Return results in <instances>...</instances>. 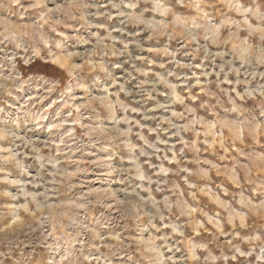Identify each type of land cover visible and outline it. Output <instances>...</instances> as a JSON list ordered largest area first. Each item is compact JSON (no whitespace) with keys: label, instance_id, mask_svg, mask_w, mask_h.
I'll return each mask as SVG.
<instances>
[{"label":"clouds","instance_id":"obj_1","mask_svg":"<svg viewBox=\"0 0 264 264\" xmlns=\"http://www.w3.org/2000/svg\"><path fill=\"white\" fill-rule=\"evenodd\" d=\"M14 2L17 19L0 22V112L15 101L17 112L30 108L35 115L22 135L0 133V141H19L27 150L0 147V161H32L21 170L28 179L0 177L21 186L17 194L0 193L11 201L0 208L12 210L0 218V264L36 242L52 251L49 237L80 252L77 264H264V183L253 179L264 173V0L234 8L209 0L210 10L239 17L219 23L199 22L190 0L164 7L155 0ZM143 34L165 38L150 50L169 57L171 69L165 62L163 72L136 66L144 59L137 55L145 49ZM116 69L124 81H137L134 90ZM219 112L235 114L233 128ZM215 146L218 163L206 179H190L191 154ZM93 148L109 152L91 162L106 168L97 177L106 187L80 178L90 170L85 150ZM116 159L121 167L113 166ZM113 175L125 186L112 187ZM127 207L138 220H151L127 224ZM39 228L42 238L34 235ZM86 242L111 256L85 255ZM70 255H58L57 264Z\"/></svg>","mask_w":264,"mask_h":264},{"label":"rangeland","instance_id":"obj_2","mask_svg":"<svg viewBox=\"0 0 264 264\" xmlns=\"http://www.w3.org/2000/svg\"><path fill=\"white\" fill-rule=\"evenodd\" d=\"M190 2L193 4V6H198V9L200 10L196 15V19L199 22H204L208 20L210 23H219L221 20H231L233 18L239 19L238 16H234L233 12H228L226 14L221 15L215 11L210 10L209 0H190ZM155 3L158 4L160 7H164L168 4V0H155ZM246 3L247 0H224V6H227L229 8H234L236 5L246 6ZM19 11L20 9H18L14 0H0V22H3L4 20H7L9 18L15 21L17 19V15ZM137 11H139V9H137ZM221 12H223V6L221 7ZM154 19H160V17L157 16ZM182 19L189 20L191 19V17H183ZM112 23L115 24L116 22L113 21ZM129 32L135 34V30L132 28L129 29ZM131 38L132 37L130 36L129 39ZM143 38L146 41L145 49L144 51L137 53V55L139 57H143L144 59H137L135 61L136 66L144 67V68H152L155 72H163L164 69L160 68L159 64L161 62L167 63V60L170 58L165 57L162 51L157 52V51H152L150 49L155 47H163L162 44L164 43L165 38H161L157 36L154 37L153 40L149 41L147 40V34H143ZM173 44H175V41H173ZM144 60H155L156 64L155 65L147 64L144 62ZM197 63H199V61H197ZM167 67L171 69L173 65L167 63ZM124 68L128 69L129 65L125 64ZM184 71L186 72L187 70ZM164 74H166V72ZM188 74L190 75V73ZM115 75L118 78H120V82L124 83L128 89L130 90L135 89L137 81L136 80L124 81L123 80L124 71L122 69H116ZM141 79H143V77H141ZM149 79H155V77H149ZM121 98H123V96ZM159 99L163 100L164 98L161 96L159 97ZM13 105L15 106L13 107ZM134 106H138V101L134 102ZM18 107L19 104H17L15 101H9L8 104L4 105V111L0 112V133L9 136L13 133H19L21 135L24 133V131L26 130V125L30 124L31 119L34 118L35 112L30 108L17 112L16 108ZM147 107L151 108L152 102H149V105ZM105 112L109 117L111 116V110L105 109ZM120 115H122V113L117 111V117H119ZM234 115L235 114L219 112V119L226 128H233L235 125ZM14 120L17 121L19 126H17V123H13ZM148 123H151V121H149ZM121 127H123V125H121ZM33 137L36 138L37 134L34 133ZM44 138L45 137L43 136H39V139H44ZM186 138L191 140V134H189L188 137ZM253 145H249V146L251 147ZM0 147L8 148L10 149L11 152H17L21 150L27 151L26 149H23V145L20 144L19 141L14 142L12 139H6L4 141H0ZM47 151H48L47 149H44L45 153H47ZM85 151H86L85 160L89 162L90 170L87 173H81L80 175L81 180L85 181L87 186L93 188L106 187L107 185H102L101 182L97 179V177L102 176L104 174L106 168L103 165H93L91 162L98 159H105L109 155V152L100 150L98 148H93L90 153H87V150ZM213 151H216L217 154L215 155L211 154ZM4 154L7 155L8 153H4ZM185 155H189V154L186 153ZM252 155H255V153H252ZM191 156H192L191 163L187 165L192 169L193 172V175L190 177V179L196 182L203 181L206 179L204 173L207 172L212 167L213 164L218 163V146H215L213 150H209V153H203L199 155L193 153L191 154ZM73 159L79 160L80 153H75L73 155ZM199 159H207L209 162L207 164L198 163ZM112 163L113 166L116 167L122 166L118 159L114 160ZM29 164H32L30 158L21 160L20 157H16L15 160L10 162L0 161V169H3V171H0V177L6 178L7 180H19V181L28 179V177H25L23 175L21 170L25 167H28ZM172 167H175V165H172ZM74 168L75 165H73L72 168H70L69 170L71 171ZM29 172L35 174V167L29 168ZM262 174L264 173L258 172L257 175L253 177V179L258 183H264V175ZM112 181H113L112 187L114 188L125 186L119 183V178L115 175L112 176ZM79 187H84L85 191L87 190V187L85 185H80ZM20 189H21L20 185L13 187L8 184L0 183V193H2L4 190H7L13 194H17L20 192ZM0 202H11V201H9L8 197H4L3 195H0ZM94 207L99 208V205H95ZM149 211H153V210L149 209ZM11 212H12L11 209L0 208V218H3L4 216L11 214ZM113 215H115V213H113ZM124 219L127 224L143 225V224H147L149 220H151V217L147 216L143 220H138L136 216V212L131 207H127L124 212ZM44 227L50 228L51 224H46ZM43 231L44 228H39L37 229L34 235L42 238ZM144 235H147V233H144ZM48 239H49V243L52 246L53 249L52 251L45 249L39 242L25 245L23 246L22 250L17 249L9 253V255L6 258L7 264H12L13 261L18 262V264H57L58 255L63 254L65 252L72 253V255H70L69 257V260L66 261L65 264H77V261L83 259L80 252L76 251L75 249L69 248L67 245H65L62 242V240L52 239L51 237H49ZM226 239H227L226 237L221 236L220 242L224 243ZM57 246H59V253H57L55 250ZM76 247L79 248L80 246L77 245ZM82 251L85 255L104 254L111 256V253L106 252V250L104 249H101L100 252H97L95 247L92 245V242H86ZM113 251H115V249ZM84 264H87V261H85Z\"/></svg>","mask_w":264,"mask_h":264}]
</instances>
